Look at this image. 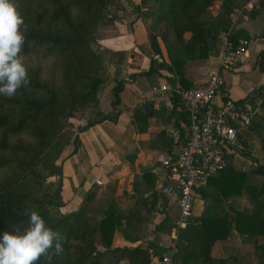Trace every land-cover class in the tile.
Masks as SVG:
<instances>
[{
  "label": "trees",
  "instance_id": "trees-1",
  "mask_svg": "<svg viewBox=\"0 0 264 264\" xmlns=\"http://www.w3.org/2000/svg\"><path fill=\"white\" fill-rule=\"evenodd\" d=\"M116 1L14 0L27 26L24 58L38 57L50 65L43 76L41 66L24 62L30 83L14 98L0 96V235L10 225L23 226L27 210H37L46 225L64 238L63 252L52 256L50 264H151L153 256L161 257L167 250L156 241L113 245L116 231L126 237L124 228L129 224L130 231L139 236L144 227V196L140 195L144 191L135 193L142 196L135 202L122 205L94 186L76 209L60 211L67 203L62 164L78 146L77 136L72 141L63 139V123L74 112L98 105L97 92L106 80V69L97 41L99 31L114 19L107 9ZM214 1L140 0L144 7L137 5L133 12L142 19L154 17V21L147 32L152 52L148 68L136 74L152 77L166 69L182 79L187 61L217 54L219 36L228 28L240 0H220L212 14ZM237 33L232 34L234 41L240 38ZM154 54L162 61L154 59ZM124 83V79L115 80L111 109L93 112L79 130L117 118ZM238 103L245 106L242 101ZM253 118L249 126L237 127V143L225 153L224 168L196 189L200 192L216 179L210 195L215 202H227L245 193L251 205L235 209L229 204L224 215L217 217L192 214L179 234L174 259L180 264H264V183H250L248 172L233 166L237 154H247L243 142L247 129L260 124ZM55 149L58 154L54 157ZM251 172L264 176V165L252 167ZM157 193L153 191L150 196L157 199ZM158 210L165 212L164 204ZM233 230L251 243V249L233 257L214 256L216 243L225 242ZM39 264H44L43 258Z\"/></svg>",
  "mask_w": 264,
  "mask_h": 264
},
{
  "label": "crops",
  "instance_id": "crops-1",
  "mask_svg": "<svg viewBox=\"0 0 264 264\" xmlns=\"http://www.w3.org/2000/svg\"><path fill=\"white\" fill-rule=\"evenodd\" d=\"M122 20L125 22L124 27H117L114 34L100 36L97 41L98 51L104 55L106 80L97 92L98 105L87 109L83 122L85 124L95 111L106 112L111 109V88L115 80L124 79V87L119 94L120 112L115 120H104L81 130L78 128L83 123L77 125L69 139L72 141L75 136L78 137L77 150L69 154L62 164V186L67 203L61 210L68 212L76 209L86 191L94 186L100 192L115 197L122 205L135 202L137 197L143 195L144 227L139 231V236L136 237L137 233L130 231L132 225L129 224L124 228L126 237L116 234L113 244L135 246L148 241L162 244L169 237L164 230L165 223L169 220L173 223L174 217L168 214V210H158L164 201L159 192L161 177L153 172V167L160 155L174 150L185 139L187 119L179 104L175 103L177 105L170 109L161 98L149 93L153 83L178 79L175 72L160 69L152 77L136 74L147 70L152 54L147 39L148 20L137 17L129 19L127 14ZM116 21L121 23L120 19ZM237 34L246 40L247 50L237 70L224 73L222 92L264 115V0L251 11L249 21L242 25ZM160 45H163L161 41ZM217 60V56L209 55L204 59L187 61L183 78L178 79L180 84L191 87L204 82ZM240 157L235 156L233 159L236 170ZM214 180L197 192L194 216H223L229 204L240 209L237 202L236 205L231 202L240 196H233L217 205L218 202L210 196L215 191ZM142 191L144 194H135ZM153 191L158 192L157 199L156 196H150ZM233 232L239 236L235 230Z\"/></svg>",
  "mask_w": 264,
  "mask_h": 264
},
{
  "label": "built area",
  "instance_id": "built-area-1",
  "mask_svg": "<svg viewBox=\"0 0 264 264\" xmlns=\"http://www.w3.org/2000/svg\"><path fill=\"white\" fill-rule=\"evenodd\" d=\"M261 0H240L230 16L229 26L219 36L217 63L208 78L183 87L177 78L153 83L149 93L161 98L170 109L177 103L187 119L185 139L174 150L160 155L153 172L161 177L159 192L165 210L176 206L166 252L153 256L151 264H180L174 259L179 234L193 214L196 189L225 166V153L237 143V127L249 126L254 111L222 92L224 73L237 70L247 50L244 38L235 34L249 21L251 11ZM154 58L161 60L159 54Z\"/></svg>",
  "mask_w": 264,
  "mask_h": 264
},
{
  "label": "clouds",
  "instance_id": "clouds-1",
  "mask_svg": "<svg viewBox=\"0 0 264 264\" xmlns=\"http://www.w3.org/2000/svg\"><path fill=\"white\" fill-rule=\"evenodd\" d=\"M27 26L14 0H0V96L14 98L30 83L24 63ZM23 226L10 225L0 235V264H50L63 252L64 238L48 227L37 210L29 209Z\"/></svg>",
  "mask_w": 264,
  "mask_h": 264
},
{
  "label": "rangeland",
  "instance_id": "rangeland-1",
  "mask_svg": "<svg viewBox=\"0 0 264 264\" xmlns=\"http://www.w3.org/2000/svg\"><path fill=\"white\" fill-rule=\"evenodd\" d=\"M219 1L220 0H215L213 5L210 7V11L212 14H214L218 10ZM137 5L139 8L144 7L142 4H140V0H118V1H116L112 6H110L107 9V12L109 14H112L113 16H115L114 21L109 22L108 25L104 28V30L99 31V34H101V36H104L106 34H111V33L114 34V32H115L114 30L117 27H124L125 22L122 19H124L126 17V14L129 16V19H131V17H133V19L135 17L138 18L137 13L133 12L134 7ZM122 7L124 10L120 11V9H122ZM116 19H120L121 23H118V21H116ZM144 19L148 20L147 28L149 31L151 29L150 24L154 21V17L143 18V20ZM120 24H121V26H120ZM214 55L216 56V54H214ZM24 62L27 64L41 66L43 76L47 75L50 62L42 61L40 58L34 57V56L24 58ZM222 91H223V87H222ZM90 108H92V107H90ZM249 108L252 109V111H254V118H253L254 122L259 121L260 124L255 126V127H252V128L249 127L247 129V130H249V132H248V134L245 133V138H243L244 140L242 139L244 142V149L247 152V154H237L236 155V156H241L240 158H238V164L236 167L238 168L237 171L248 172L249 177H251V179H249V177H248V180L250 183H253L256 185H261L264 183V176H258V175L253 174L251 172V168L255 167L258 164L264 165V116H263V114H258L255 111L254 107L253 108L249 107ZM87 109H89V108H87ZM87 109H85L84 111L78 110V111L74 112V115L72 117H70L64 121L63 127H62L63 139H65V138L69 139L71 137V135L74 133V130L76 129L78 124L83 123L82 125L84 126L83 117H84V114L88 111ZM61 141H60V143H62ZM55 154H58L57 149L54 150V153H53L54 157H55ZM239 161H240V163H239ZM231 202L233 203V205H236V202H237L238 208L248 207L251 205V203H250V201L247 198L245 193H243L240 197H236V198L232 199ZM219 203H222V202H218L217 205H220ZM60 211H61V209H60ZM176 211H177L176 206H171V208L168 209V214H170L172 217H174V215L176 214ZM172 226H173V223L171 222V220H169L165 223L164 230H165L166 234H168V236L170 235V233L172 231ZM116 234H118V236H119V234H123V233L120 231H118V233H117V231H116ZM167 242H168V238H166L164 240V243H162V245H164V247H165ZM179 245H180V241H179ZM96 246L97 247L100 246L99 239H98ZM250 249H251V243L244 242L240 235L237 237V235H235L233 232V234H231L225 242H221L220 244H217L215 246V249L213 248V254L215 256H220V257L221 256L233 257L239 251H243V252L246 251L247 252ZM122 264H125V263L122 262ZM231 264H236V263L234 261H232Z\"/></svg>",
  "mask_w": 264,
  "mask_h": 264
}]
</instances>
